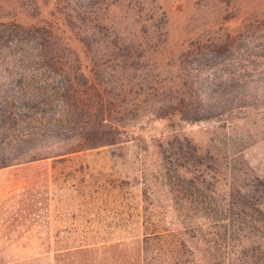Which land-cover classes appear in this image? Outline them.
Here are the masks:
<instances>
[{
    "label": "rangeland",
    "instance_id": "1",
    "mask_svg": "<svg viewBox=\"0 0 264 264\" xmlns=\"http://www.w3.org/2000/svg\"><path fill=\"white\" fill-rule=\"evenodd\" d=\"M14 37L10 78L49 65L17 62L45 38L59 59L47 85L70 80L81 111L69 131L40 95L23 111L69 137H0L4 159L42 157L0 167V264H169V240L145 235L200 196L187 158L223 188L264 179V0H0V45ZM100 115L117 140L86 148L75 135Z\"/></svg>",
    "mask_w": 264,
    "mask_h": 264
},
{
    "label": "trees",
    "instance_id": "2",
    "mask_svg": "<svg viewBox=\"0 0 264 264\" xmlns=\"http://www.w3.org/2000/svg\"><path fill=\"white\" fill-rule=\"evenodd\" d=\"M13 26L17 30L22 28L15 23ZM14 39L16 38L14 37ZM44 41H46L45 38L38 44L34 53L27 52L21 55L17 62L35 64L43 62L49 65L43 67L42 70L38 71L37 69L35 72L20 71L18 72L19 80L10 78L8 67L15 63L6 61L5 55H2V51L15 47L20 43L19 40H12L11 47L0 45V66L3 68V77L8 81L0 85V101L8 105V109L4 112L5 116L1 118L0 137L9 134L10 140L17 142L19 137H28L31 133H35L37 136L46 134L48 139L45 143H50L52 137L59 138V141L69 137L65 135L62 138V134L55 131L53 136L48 137L49 133H44L39 128L48 122L46 114L34 113L29 116L23 111L33 107L30 102L38 99L40 95L47 98L43 101L44 104L49 99L51 102L60 101L57 115L64 129L71 131L74 129L72 126H78L75 124L81 107L78 105V91L75 86L70 84L69 79L65 84L47 85L48 76H50L47 74L51 72L48 69L51 64L59 63V59L58 53L53 51L54 49H47ZM6 54L9 55L10 52H6ZM37 72V78L39 81H43V85H38L35 82ZM256 91V88H251L249 94L254 100H257ZM200 117L183 116L182 119L195 120ZM24 118H28L29 121L27 122ZM31 124H34L35 127H31ZM117 134H119V129L111 125L103 115L102 117L100 115L93 125H87L77 131L75 136L79 138L82 146L92 148L115 143ZM7 148L10 151L13 147ZM32 148L34 153L26 156L25 149L15 147L13 148L14 153L11 157L9 156V159H4L5 157L0 153V167L21 163L25 156L28 158L26 161L42 158L38 147ZM29 149V147L26 148L28 151ZM187 164L192 166L191 169H186L187 174H193L194 171L200 172V177L196 179L195 183L199 184L200 196L189 195L179 198V205L186 206V209L179 211L174 207L173 217L176 223L169 225V228L166 229L147 231L146 240H169V264H264V179H258V181L246 185L223 188L220 184L223 180L221 175L217 171L214 173L207 162L200 163L187 158ZM195 166L197 167L195 168ZM189 183L192 188V181L190 180Z\"/></svg>",
    "mask_w": 264,
    "mask_h": 264
}]
</instances>
